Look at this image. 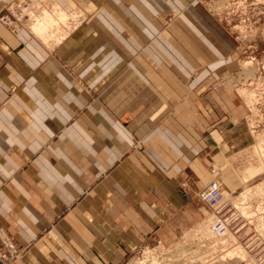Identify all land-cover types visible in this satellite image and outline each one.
<instances>
[{
	"label": "crops",
	"instance_id": "crops-1",
	"mask_svg": "<svg viewBox=\"0 0 264 264\" xmlns=\"http://www.w3.org/2000/svg\"><path fill=\"white\" fill-rule=\"evenodd\" d=\"M48 1L81 13L0 24V226L14 264H129L204 221L210 168L250 144L217 85L236 42L197 0Z\"/></svg>",
	"mask_w": 264,
	"mask_h": 264
},
{
	"label": "rangeland",
	"instance_id": "rangeland-1",
	"mask_svg": "<svg viewBox=\"0 0 264 264\" xmlns=\"http://www.w3.org/2000/svg\"><path fill=\"white\" fill-rule=\"evenodd\" d=\"M197 1L208 14L222 23L224 29L236 42L237 69L231 73H225L217 85L232 90L244 102L246 106L244 121L251 141L247 147L232 154L222 164L212 167L217 168L216 172L221 175L223 190L231 191L225 181L226 172H230L235 179L233 188L235 191L231 194L225 192V200L236 202L235 205L242 203L238 207L231 202L240 212L243 207L242 209L252 213L259 205L264 208V195L253 194L255 186L264 182V160L256 144L258 139H264V0ZM242 88L248 92L254 91L256 94L255 100L250 106L244 100ZM248 162L256 166L258 170L249 178L247 183L252 192L246 199H243L238 197L243 192V184L239 180L240 173L244 171ZM211 179L210 173L207 183ZM206 211L205 220L211 218V213L207 207ZM253 213L248 215L251 219L248 218L249 226L245 232L254 234V240L243 234L235 238L246 250L245 261L220 259L225 252L219 253V250L222 251L219 247L216 250L213 249L211 247V244H214L212 240L203 236L199 229L200 224L205 222L204 220L193 225L189 231L183 234V238L175 237L169 246L160 244L158 248L154 249L145 246L140 256L133 259L129 264L141 260L146 251L150 252L149 256L155 259L158 264H264V213L255 214V211Z\"/></svg>",
	"mask_w": 264,
	"mask_h": 264
},
{
	"label": "bare ground",
	"instance_id": "bare-ground-1",
	"mask_svg": "<svg viewBox=\"0 0 264 264\" xmlns=\"http://www.w3.org/2000/svg\"><path fill=\"white\" fill-rule=\"evenodd\" d=\"M28 3L30 4V8H29V12H28L29 13L28 14V17H29L28 24L31 27L30 28L31 31L34 32L37 36L41 37L42 39H45L46 35L49 34L48 32L50 30H53V28L57 24H59V23H63L64 24V23H66V21L71 16L75 17L78 13L79 14L81 13L79 11H76L73 15H69L66 12L62 11L61 9L57 8V6L54 3L51 5L52 6V10H47L46 8H44V5L49 4L48 0H42V1L38 0L36 2H28ZM47 7H50V6H47ZM241 91H242V94L244 96L245 102L248 103L249 106H250L251 103L253 104V102L255 100V97H256V94L254 93V91L248 92L245 89L243 90V88L241 89ZM242 94H241V96H242ZM256 144H257V149H258L261 157L264 160V139H258ZM247 164L248 165L245 167L244 171H242L240 173L241 176H240V180H239L240 183L243 184V190H242L243 192H241L238 195V197L239 198H243V199H246L248 197V195L252 192L250 190V188H248L247 183L249 181V178L258 170V168L256 166H254L253 164H251L250 162H248ZM214 169L216 170L217 168H214ZM225 192L227 194H229L227 191L223 190V198L226 197ZM263 192H264V182H262L260 185L255 186L253 194H255L257 196H262V195H264ZM233 193H234V191H233ZM224 200H225V198H224ZM231 202L232 201H229V203H231ZM232 203H234V205H235L236 202H232ZM236 205L238 207H240L239 205H242V203L241 204H236ZM242 208L240 209L241 210V212H240L238 210V208L235 207V209L239 213V215L242 216L243 218H246V219H248V218L251 219L248 215L249 214H254L253 213L254 211H255V214L256 213H258V214H260V213L263 214L264 213V208L262 206H260V205L252 213H250L246 209H242ZM245 216H247V217H245ZM208 222H210L209 226H208ZM212 223H213V215L211 214V218L209 217V219L207 218V220H205V222H202L200 224L199 229H200L201 233L203 234V236H205L209 240H212V242L214 244H211V247L213 249L215 248V250H216V248L219 247V249H222V251L219 250V253L225 252L221 256L220 259L223 260V259L228 258L229 260L238 259V260H241V261H245L246 260L245 259L246 250L235 239L236 237L230 232H227L224 235L218 236L217 234L213 233L212 230H211ZM149 253H150L149 251H146L144 253V255H143V258L141 260L139 259L138 261H135L133 264H158L155 259H153L152 257L149 256Z\"/></svg>",
	"mask_w": 264,
	"mask_h": 264
},
{
	"label": "built area",
	"instance_id": "built-area-1",
	"mask_svg": "<svg viewBox=\"0 0 264 264\" xmlns=\"http://www.w3.org/2000/svg\"><path fill=\"white\" fill-rule=\"evenodd\" d=\"M30 4L26 0H15L4 6L0 12V24L5 27L12 25L28 26V12ZM217 85L212 86L216 90ZM212 179L198 193V198L213 215L211 230L218 236L227 232L235 237L245 235L254 240V234H247L249 220L243 218L235 207L223 198V181L219 172L212 167L210 169ZM253 237V238H251ZM22 255L14 238L0 226V264H14Z\"/></svg>",
	"mask_w": 264,
	"mask_h": 264
}]
</instances>
